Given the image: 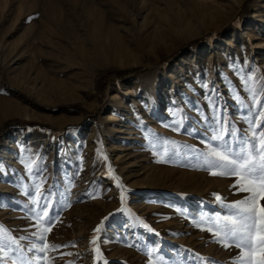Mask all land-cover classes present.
Wrapping results in <instances>:
<instances>
[{
    "label": "rangeland",
    "instance_id": "374dc122",
    "mask_svg": "<svg viewBox=\"0 0 264 264\" xmlns=\"http://www.w3.org/2000/svg\"><path fill=\"white\" fill-rule=\"evenodd\" d=\"M261 100L264 0H0V264H258Z\"/></svg>",
    "mask_w": 264,
    "mask_h": 264
},
{
    "label": "snow or ice",
    "instance_id": "6c2138e0",
    "mask_svg": "<svg viewBox=\"0 0 264 264\" xmlns=\"http://www.w3.org/2000/svg\"><path fill=\"white\" fill-rule=\"evenodd\" d=\"M258 103L264 104V100L258 101ZM261 116L264 118V112L261 113ZM261 123L264 124V119H262ZM222 133L223 130H221V134L216 136V139H221ZM252 135L253 138H256L257 133L253 131ZM258 143V148L256 145H252L248 149H242V154L238 159L230 158L229 155L221 152H214L212 155L218 158V161L221 162V166L227 164L232 167L229 171H213L210 174L240 176L241 180L238 181V183L248 181V185L241 189L243 191H254L256 180H259L261 187L264 188V132L260 133ZM37 193L39 194V188H37ZM123 199L124 197L122 195L121 200L123 201ZM253 199L254 197H250L248 200L236 203L235 207L238 209V218L231 219L230 217H226V219L230 220L232 227L225 234H223V236H221V233H217V236L221 237V242H224L231 237L237 247H242L248 244L252 229L255 227V208L251 207ZM47 215L48 213L45 210L44 216ZM261 215L262 218H264V208H261ZM262 224H264V219H262ZM145 227H147V225H145ZM94 231L98 233L100 231V226H98ZM92 243H96L95 238ZM261 243H264V239L261 240ZM40 251L43 252L44 249L42 248ZM241 261L242 264H245L246 258H241ZM258 264H264V259L260 260Z\"/></svg>",
    "mask_w": 264,
    "mask_h": 264
},
{
    "label": "bare ground",
    "instance_id": "6f19581e",
    "mask_svg": "<svg viewBox=\"0 0 264 264\" xmlns=\"http://www.w3.org/2000/svg\"><path fill=\"white\" fill-rule=\"evenodd\" d=\"M60 23L63 24V22L61 21ZM4 107V105L0 104V108L2 109ZM4 109V108H3ZM2 112V111H1Z\"/></svg>",
    "mask_w": 264,
    "mask_h": 264
}]
</instances>
